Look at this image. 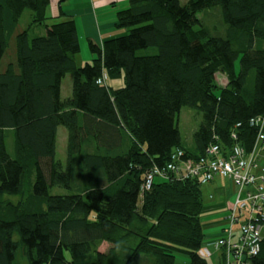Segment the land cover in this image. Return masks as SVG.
<instances>
[{
    "label": "trees",
    "instance_id": "trees-1",
    "mask_svg": "<svg viewBox=\"0 0 264 264\" xmlns=\"http://www.w3.org/2000/svg\"><path fill=\"white\" fill-rule=\"evenodd\" d=\"M65 1L48 23L50 0H0V57L14 54L0 64V264H16L19 251L26 264H130L137 254L153 264H174L176 255L210 264L217 253L225 264L214 246L224 226L205 240L204 184L166 166L177 151L180 165L198 161L212 144L223 153L235 144L253 147L250 121L264 115V0H188L183 7L179 0H127L116 13L124 33L100 47L87 40L93 59L80 67ZM217 71L227 78L222 90L215 89ZM69 73L71 93L63 98ZM184 107L201 116L190 146L177 125ZM60 127L67 131L64 165L56 157ZM153 170L169 181L145 189ZM25 183L42 201L38 211L4 199ZM55 188L64 192L52 194ZM260 223L247 264H264ZM202 247L211 258L198 255Z\"/></svg>",
    "mask_w": 264,
    "mask_h": 264
},
{
    "label": "built area",
    "instance_id": "built-area-1",
    "mask_svg": "<svg viewBox=\"0 0 264 264\" xmlns=\"http://www.w3.org/2000/svg\"><path fill=\"white\" fill-rule=\"evenodd\" d=\"M250 125L255 126L257 131L254 145L249 151L235 144L229 152L223 153L218 144H212L196 162H184L181 169L173 161L166 166L169 172L175 171L178 166L181 174L183 172L186 177L198 178L201 184L221 177L232 180L238 186L222 237L214 244L216 249H221L225 254V264H247V256L257 252L261 239L260 222H264V169L255 162L259 161L260 154L264 152V115L251 120ZM232 139H236L234 133ZM179 156L181 152L177 151L172 159H178ZM154 171L156 174L161 173ZM151 184L152 178L149 176L145 180V189H149ZM235 230L238 231V236L235 235ZM198 255L205 259L212 257L207 247L200 248Z\"/></svg>",
    "mask_w": 264,
    "mask_h": 264
},
{
    "label": "rangeland",
    "instance_id": "rangeland-1",
    "mask_svg": "<svg viewBox=\"0 0 264 264\" xmlns=\"http://www.w3.org/2000/svg\"><path fill=\"white\" fill-rule=\"evenodd\" d=\"M188 0H179L180 2V6L183 7L184 4L187 2ZM211 5L209 4L208 7H210ZM200 17L202 15H199ZM28 14L27 12L25 13V18H24V22H22V25H20V27L22 29L28 27L29 25V21L30 18H27ZM32 28V27H31ZM30 28V29H31ZM121 29V28H120ZM32 32L34 34H40L43 33V30L41 28H38L36 30H34V28L31 29ZM124 33V30L121 29ZM89 53V48H88V43L87 42H83L81 41L80 43V52L78 53V55L76 56V60H77V66H83L86 63V59L84 58L85 54ZM13 51H7V53L4 56L0 57V64H4L6 62H11L13 61ZM66 76H68V80H69V90H67V92H69V96L71 93V74H67ZM108 82H111L110 80ZM114 88L119 87L122 85V80H118V81H113L110 83ZM227 84V78L226 75L221 72V71H217L214 75V85H215V89L216 90H222ZM66 92V88H65V80H64V85H63V89H62V94L63 96H65L67 93ZM200 114L196 109H191V108H187L184 107L181 109L178 119H177V125L181 134V138L182 141L185 145L190 146L192 144V136L193 133L196 131V129L199 126L200 123ZM66 129L64 127H60L59 131H58V136H57V145H56V157L57 159H59L63 165L65 164L66 161ZM176 153V152H175ZM174 155V154H173ZM261 155V154H260ZM259 155V156H260ZM173 163L174 164H179L177 162V158L173 159ZM184 163V162H183ZM183 163H180V169L184 167ZM256 164L259 165V167H262L264 165V162L261 161H257L255 162ZM167 172H169L166 169ZM259 172V170H257ZM151 176L152 178V182L155 180H163L168 182V178L167 176H165L164 174H156L155 171H149L146 175V178L148 179V177ZM217 178H221V177H217ZM216 179V178H215ZM215 179H213L212 181L204 184L201 187V193H202V199H203V209L200 215V220H201V224L203 227V231L206 234V239L205 240H209V236L212 237L214 231L216 228H221V226H225L226 224V219L228 216V212L230 210V207L227 208L228 203L230 204L233 201V198L235 197H228L225 200H221L219 198V196L217 195V193L215 191H213L212 188V184L211 182H213ZM227 179V178H224ZM221 180V179H219ZM218 180V184H219V188L225 190V192H227L228 194V190H229V181H219ZM230 180V179H228ZM232 183H234L232 180H230ZM210 183V184H209ZM25 188L24 190L15 197H8V198H4L5 201H9L11 203H13V205H18L21 204L26 210H31V211H38L41 206H42V201L40 199H36L33 196L30 195V190L27 187V184L25 183ZM236 186V191H237V185ZM235 191V193H236ZM64 191L58 188H55L52 191V194H56V193H63ZM149 227V226H148ZM264 231V227L262 228V232ZM209 235V236H208ZM132 241L128 244V249H134L135 245L137 244V240H135V238L132 236L131 237ZM220 239V238H219ZM101 251H105L107 249V245L104 244L103 246L100 247ZM130 250V251H131ZM121 251V257L122 258H128L129 253H127V251L124 249L123 251ZM186 256L185 255H176L174 264H185L186 263ZM154 263V259L149 257L148 255H143V254H137L132 262H130V264H153ZM210 264H219L216 260V258L212 257L209 260ZM16 264H26V260L23 256V254H21V252L19 251L17 253L16 256Z\"/></svg>",
    "mask_w": 264,
    "mask_h": 264
},
{
    "label": "crops",
    "instance_id": "crops-1",
    "mask_svg": "<svg viewBox=\"0 0 264 264\" xmlns=\"http://www.w3.org/2000/svg\"><path fill=\"white\" fill-rule=\"evenodd\" d=\"M60 8L66 17H70L76 22L77 35L80 43L81 41L87 42V40H91L95 46L100 47L106 39L123 34V31L118 27L116 13L127 8V0H67L61 3ZM58 14V0H50V4L46 9V17L49 18L47 22L52 23L57 20L55 18ZM84 58L87 60L86 62H90L93 59V56L89 52L85 54ZM75 63L77 65L76 57ZM67 77L68 76H66L61 82V97L63 98L69 97V92H67V90H69V80ZM64 80L67 92L65 93V96L62 94ZM110 83L111 82H108V84L112 86ZM219 179L224 182L229 181L228 194L225 190L219 188ZM211 184L213 191L217 193L221 200L233 197L236 191L235 184L228 179L216 178ZM230 205L231 203H228L227 208H229ZM222 227L223 226H221V228H216L215 231L211 233L213 234L212 237L208 235L210 240L216 238L220 234ZM214 258L219 262L220 257L218 253Z\"/></svg>",
    "mask_w": 264,
    "mask_h": 264
}]
</instances>
